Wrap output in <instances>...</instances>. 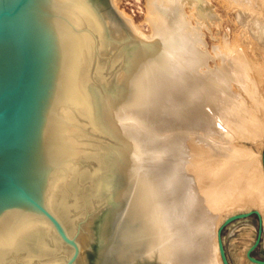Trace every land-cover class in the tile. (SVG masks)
Masks as SVG:
<instances>
[{"label":"bare ground","instance_id":"6f19581e","mask_svg":"<svg viewBox=\"0 0 264 264\" xmlns=\"http://www.w3.org/2000/svg\"><path fill=\"white\" fill-rule=\"evenodd\" d=\"M53 2L64 55L46 208L69 235L78 233L82 248L77 216L113 196L123 239L118 259L134 256L130 241L139 234L162 264H223L217 229L227 217L257 209L264 227V39L257 26L264 0H218L236 9L240 28L211 49L204 29L220 23L211 0H146L149 33L125 14L122 21L101 16L86 0ZM109 62L119 88L99 107L91 84L107 80ZM235 207L245 209L217 217ZM155 235L159 246L151 250ZM70 251L41 214L14 208L0 215V264H57Z\"/></svg>","mask_w":264,"mask_h":264},{"label":"water","instance_id":"95a60500","mask_svg":"<svg viewBox=\"0 0 264 264\" xmlns=\"http://www.w3.org/2000/svg\"><path fill=\"white\" fill-rule=\"evenodd\" d=\"M86 1L101 16L122 21L110 0ZM63 55L53 0H0V215L14 208L34 211L53 224L64 242L74 245L44 202L47 177L54 166L49 153L54 139L49 127ZM261 162L264 172V149ZM114 184H118L117 177ZM106 204L97 264L111 262L110 257L115 259L113 249L103 247L117 243L118 201L110 196ZM251 215L257 216L258 227L246 257L254 264H264V259L253 255L264 233L257 209L230 215L218 227V250L223 264H231L224 246V229ZM105 239H109L108 243ZM74 258L75 254L67 264Z\"/></svg>","mask_w":264,"mask_h":264},{"label":"rangeland","instance_id":"374dc122","mask_svg":"<svg viewBox=\"0 0 264 264\" xmlns=\"http://www.w3.org/2000/svg\"><path fill=\"white\" fill-rule=\"evenodd\" d=\"M145 3H146V0H117L116 5L113 4V7L116 10V12L119 14L120 18H122L121 14H123V15L125 14L126 16L130 17L135 24L139 25L142 32L149 33L150 27H149L148 23L144 21L145 12H146ZM211 4L213 5L214 10L216 11V14L218 15V19L216 20V23H218V22H220V23H219V25L212 24V25L208 26V28L204 29L203 37H204V40H205L207 47L209 49H211L214 44L217 45L219 42L218 41L219 37H222L224 34H227L229 39H232L235 32L238 31L240 28L238 26V16L236 15V9L229 10V12H228L225 7H223L220 3H218V0H211ZM252 25H256V24L252 22L251 26ZM257 26H258V28L262 27L263 32L259 31V33H260L259 38L264 39V17L260 18L259 23H257ZM108 36H110V32H108ZM108 49H109V47H108ZM110 54H111V50L109 49L107 56ZM96 58L98 59L97 54H96ZM102 59L104 61H106L105 60L106 58L103 57ZM106 70H107L106 71L107 72V74H106L107 80L102 79L103 81H100L94 77L92 84H91L92 91L96 96L95 98H96L97 104H99V107L102 106L103 100H106L107 97L109 99L114 98V96H115L114 94L116 93L117 89L119 88L117 85L118 83L116 82L115 78L113 77V73H112V71L115 69L112 68V66L110 65V62L108 63ZM262 88H263L262 90L264 92V86ZM116 96H118V94ZM124 96H125V92L122 91L121 97H124ZM174 134L175 133H173V135L170 134V136L169 135L168 136L170 138L172 137V138L178 139V138H176L177 134H175L176 136ZM169 137H167V138H169ZM177 137H179L181 139L180 133ZM261 139L260 140L263 143L264 142V134L262 135ZM189 142H191V141H189ZM246 144L249 147L251 146V148L254 151L257 150V148H256L257 146L255 144H252L250 142H247ZM261 145H264V143ZM186 146L190 147L189 143H187ZM189 147H185V148L188 149ZM263 149H264V146L262 147V151H263ZM189 152H191V151H188V153ZM261 156H262V153L260 155V158H261ZM79 165L81 168L85 167V164H83L81 162L79 163ZM186 182H187L186 184H188L190 182L192 183L193 179L190 182H188V181H186ZM113 198L114 197L112 196V199ZM106 205L103 207H93V208H91V207L85 208V206H84L81 214H79L77 216L76 224H75L76 232L77 231L79 232V230H80L79 228L82 227V235L85 237V239H87V241L85 242L86 245L82 246V248H81V245L78 242V240L75 238L78 233L72 234V236L69 235V233L67 232L62 221L59 219V217H57L55 215V217L63 225L68 236L71 237V239H74V241L76 242V246L78 248V254L76 256V259L71 264H79L80 262H82L84 264H97V257H98L97 253L99 250V238H101L100 232L102 230V225H103V222L105 220L107 210H108ZM244 209L241 207L240 208L235 207L234 209H232V211H228V210L226 211L225 209H222V210L218 211L217 217L222 219L231 213L239 212V211L244 210ZM115 219L117 222V218H115ZM155 221H156V219H155ZM50 224L53 227V230L55 231L57 236L62 240L60 235L55 230V227L53 226V224L51 222H50ZM116 227H117V224H116ZM257 227H258L257 216L251 215L250 217L243 219V220H239V221L235 222L234 224H232V225H230L224 229V231H223L224 246H225V250H226L228 259H229L231 264H254L247 259L246 251L249 248V246L253 243V241L255 240V237L257 234ZM116 235L118 238L117 243H115L113 245H112V243H110L109 245L105 244V247H103L104 249H108V250H110V247H111L113 249L112 252L114 253V256L116 259L115 260V259L110 257L111 262L104 260L107 262V264H162L160 259L156 258L157 255L154 254L152 256L147 252V248L145 245L147 239H144V237L140 236L139 234L138 235L134 234V237L130 241L134 247L132 250V253L134 256H132L129 259H126L125 261L118 259L117 258V253H118L117 248H118V246L121 245L123 239L121 238V236H120V238L118 237L117 230H116ZM158 237L159 236H157V235H155V237H153V239H155V242H154V246H153V248H151V250H153V249L156 250L157 247L159 246L158 241H157V239H159ZM105 241L108 243L109 239H105ZM63 243L65 245H67L68 247H70L71 251L67 253V257L64 256V261H62V262L60 261L57 264H67V262L72 258V256L76 252V249L73 245L67 244L64 241H63ZM80 254H83V256H84V259L82 261L80 260V257H81ZM253 255L259 259H264V233H263L261 243L254 250Z\"/></svg>","mask_w":264,"mask_h":264}]
</instances>
